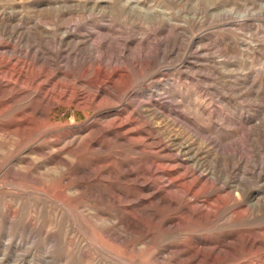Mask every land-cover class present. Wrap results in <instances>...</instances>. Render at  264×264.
<instances>
[{"label": "rangeland", "instance_id": "1", "mask_svg": "<svg viewBox=\"0 0 264 264\" xmlns=\"http://www.w3.org/2000/svg\"><path fill=\"white\" fill-rule=\"evenodd\" d=\"M82 1L0 0L2 38L14 30L21 51L48 53L60 83L21 86L35 102L80 84L87 95L96 68L115 78L119 58H134L139 69L122 70L137 102L115 112L132 108L146 121L137 131L157 136L142 152L113 140L79 152L95 113L73 99L35 128L0 116V264L264 262V0H140L146 16Z\"/></svg>", "mask_w": 264, "mask_h": 264}, {"label": "bare ground", "instance_id": "2", "mask_svg": "<svg viewBox=\"0 0 264 264\" xmlns=\"http://www.w3.org/2000/svg\"><path fill=\"white\" fill-rule=\"evenodd\" d=\"M83 1L86 2L87 0H83ZM101 3L105 4L107 2L105 0H95L94 2H91V4H92L91 7L92 8L100 7V5H102ZM87 4H88V2H87ZM119 7H120L119 10L121 12H124L127 15L135 14L134 16H136V14H138V15L146 16V14L149 13V12L146 13V8L144 9V7H142V5L140 6V0H122V3ZM151 12H152V10H151ZM162 12L163 11H160L159 15L160 14L162 15L164 13V12L163 13ZM12 32L13 33H10V32L8 33L9 37L6 38V41L2 38V37H4L3 32H0V68L2 69L0 71V74H1L0 75V102H1L0 103V116L7 115L10 118V122L12 124L14 123L15 125H17L18 121H21L23 119V121H25V124L27 125V127H29V129L35 128L34 126L36 124L41 125V124H44L48 121H51V117H49V112L51 111V108L57 103L58 98L64 99L65 102H69L70 100L73 99L72 101L75 103L76 107L81 108L86 113L88 112V110H92L95 113V124L96 125H92V126H90V128H89V126H86V127H83L82 130H80L81 134L83 132H88V135L86 136V138L84 140L81 141V143L78 146H76L75 150H79V152L84 151V150L92 151L91 146H95V150H97V151L102 150V149L106 150V149H108V148H106L107 144H108L107 143L108 140H113L118 144L120 143L119 147H121V148H123L126 145V147H128L132 150L136 149L138 152H142L144 147L140 148V143L144 142L145 140H149V141L153 140L155 135L157 136V134H155L154 130H152L151 128H149V129H151V131L149 130L151 133H147L146 130L144 131L143 129L140 130V133L137 131L138 127H141V125H145L146 121L142 120V118L139 121V118L134 116L135 110H133L132 108H131V110H132L131 113L127 117H124V116L116 113L117 112L116 109L120 105L122 107L128 108L129 107L128 104L131 103L132 100L137 102L136 101V95L130 96L128 94V88H129L128 85L130 84L129 83L130 79L128 77V74L125 73L127 70L125 68V65L127 63H130L133 67L139 69V67H140L139 62L140 61L138 62L134 58L133 59L132 58L131 59H123L124 58L123 56L120 57L119 58L120 59L119 66L113 67V69L116 72L115 78L113 76H110L109 74H107L106 70H104L102 68V66H101V68H96L97 73L93 76V78L90 77L91 83H92L93 88H94L93 92H91L90 94L86 95V93L84 92L83 84L82 85L80 84V86L77 88L76 91L69 88L68 86H66L67 89L65 88L66 89L65 91H60L58 93H51L53 90L52 91L48 90V89L44 90L43 91V94H44L43 97L41 99H39L38 102H35V101H33L32 95H31L33 92H35V90L32 88H30V89L24 88L23 86H21V84H24V86L26 85V86H30V87L31 86L36 87V82L38 80H39V82H40V80H42L43 82L41 81V83H43V84L47 83V84L51 85L53 83L52 85L58 86V84H59V86H60V83L58 82V80H56V78H57L56 74L57 73L56 74H55V72L52 73L53 70L52 71L47 70L48 67L49 68L53 67L50 65L51 56H49L48 53L47 54L44 53L43 51L40 50L41 48H35V46L33 44H30V43L24 45V50L21 51V49L18 46H15V44H16L15 40L18 38V37H16V34H15L16 32H14V30ZM94 49H95V47H94ZM44 50H46V49H44ZM52 57H54V56H52ZM37 63H42L41 72H36V70L34 69L35 68L34 66ZM99 65H101V64L99 63ZM118 67H121V68H118ZM122 69H125V72H123L124 70H122ZM84 76H85V74L82 73L81 75H79L75 79H77L78 82L81 83L82 78H84ZM3 80H6L8 82V84H3ZM54 80H55V82H52ZM106 84H109L107 89L111 90L113 92L112 94L108 93L107 89L104 86ZM144 94H145V92H144ZM127 96H129L130 98H128ZM23 101H25V103H24L25 106L23 105L24 107H19L21 105L20 103H22ZM103 110H105V111H103ZM97 119H98V121H97ZM26 131H28V130H26ZM62 132H63V129H62ZM64 134H66L68 136L70 133H69V131H66ZM90 135H92L91 138H89ZM54 136H55V134H54ZM59 136L61 137L60 134H59ZM107 138H109V139H107ZM160 143H161V141H160ZM152 145L153 146H155V145L159 146L157 142L154 143L153 141H152ZM157 146L155 148H158ZM115 149H116V147H115ZM163 150L166 151V147ZM180 150L184 154H187V153H189L188 150H190V148L187 146H183V147L180 146ZM73 151H74V149H73ZM121 152H122V150H121ZM118 153H120V152H118ZM120 154H121L120 155L121 157L124 156L123 153H120ZM187 156H188V154H187ZM107 162H109V161H107ZM164 163H163V165H164ZM168 163H170V162H168ZM66 164H67V161H66ZM123 165L119 166V168H121L122 174L125 173L124 168H126V167H127V170L130 171L129 166L125 167ZM166 166L167 165H165V167ZM94 167H95V165H94ZM161 167L165 168L164 166H161ZM156 168H157V166H156ZM158 169H160V168H158ZM179 173H181V172H179ZM103 175H104V173H103ZM200 178H202V177L200 176ZM171 180L172 179H170V181ZM181 180H184V179H181ZM189 185H191V184H189ZM201 185H203V184L201 183ZM239 185H240V183H239ZM207 189H209V188H207ZM195 191H193L191 194H194ZM186 193H188V192H186ZM217 194H218L219 198L222 197L219 195V193H217ZM227 194L232 196V192H230V191ZM151 195H153V194H151ZM154 197H156V196H154ZM233 197H235V196H233ZM114 201H115V199H114ZM224 201L225 200H223V202H221L222 204H220V205H218V204L215 205L216 202H214V205H212V209L215 210V211H213V213H215L213 218H215L216 215H219L218 214L219 211L226 212L227 208L225 207L226 203ZM217 203H219V201ZM235 209L236 208H234V210ZM236 210H235V213H236ZM241 211H243V210L241 209ZM205 213L206 212H203L201 215L204 216ZM210 217H212V216H210ZM259 251H260L259 246H254V249H252V253L255 255L257 253H260ZM256 263H257V261H256ZM263 263L264 262H261V264H263Z\"/></svg>", "mask_w": 264, "mask_h": 264}]
</instances>
